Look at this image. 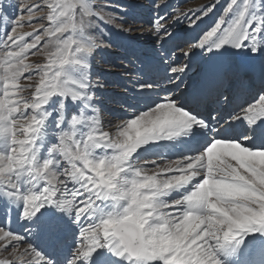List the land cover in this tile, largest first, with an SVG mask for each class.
<instances>
[{
  "label": "snow or ice",
  "instance_id": "1",
  "mask_svg": "<svg viewBox=\"0 0 264 264\" xmlns=\"http://www.w3.org/2000/svg\"><path fill=\"white\" fill-rule=\"evenodd\" d=\"M220 2L215 0L191 13L157 16L152 21L156 40L162 46L173 34L171 26L181 18L188 28L195 27ZM167 5L155 0L153 7ZM11 6L0 0V17L7 16ZM16 6V18L0 39V141L5 144L0 150V189L23 204L21 218H43L44 227L55 236L61 225L41 210L55 207L73 217L80 226L79 242L66 264H239L240 257H245L244 264H264V149L247 146L256 135L264 140V87L253 102L240 105L223 122L224 132L237 121L247 123L252 135L245 134L243 139L222 135L220 127L186 109L173 95L154 102L146 111L134 112L113 135L104 130L91 91L105 85L87 76V58L98 48L94 30L104 24L102 13L107 7H97L93 0H21ZM235 7L238 0H230L223 15L191 48L213 52L227 44L236 51L250 47L253 55L260 52L256 46L260 29L242 23L243 11L228 22ZM39 12L46 14L34 19ZM24 27L33 31H19ZM175 51L164 63L167 72L174 74L169 82L179 81L175 85L180 88L189 65L174 66L170 61ZM38 54L45 57V63L26 62ZM192 54L186 51L184 56ZM70 67L85 73L83 80L68 75ZM261 74L264 79V68ZM225 75L224 69H217L199 88L190 90L192 103H203L220 93ZM22 78L34 81L33 85L21 87ZM237 83L246 87L243 77L237 76ZM134 87L144 92L155 84L143 80ZM25 91L30 95H21ZM220 95L224 101L229 99ZM54 96L61 97V109L66 98L80 101L83 107L77 115L56 118L57 143L41 160L39 142L50 117L46 106ZM194 128L211 134L204 151L182 159L132 163L141 147L189 136ZM104 149L113 155H94ZM22 179L38 191L25 194ZM193 181L195 190L190 194L162 199ZM105 201L113 202L119 211L104 214L98 205ZM0 245L5 252L22 248L16 257L21 264H55L9 228L0 227ZM0 264L16 262L0 260Z\"/></svg>",
  "mask_w": 264,
  "mask_h": 264
},
{
  "label": "bare ground",
  "instance_id": "2",
  "mask_svg": "<svg viewBox=\"0 0 264 264\" xmlns=\"http://www.w3.org/2000/svg\"><path fill=\"white\" fill-rule=\"evenodd\" d=\"M147 1V7H145L144 10L149 14V12H147L148 9L155 10L156 8L153 7L154 0ZM171 3L173 2L168 3L167 7H161L157 11L170 14L169 6H172ZM138 15L139 14H135L132 16L136 21L134 22V26H132L133 28H131L134 29V32H131L134 34L133 39H128L127 42L119 44L117 49L110 53L109 56L101 57V61H97L96 63L88 62L92 74L97 77V82L105 85L103 88L92 89L98 93V100L96 101L100 103L99 108L102 114L101 120L104 129L114 135L117 126L121 124L123 120L131 118L134 112L146 111L148 110V106L154 104V102L163 100L166 96L173 95L186 109L208 120L210 125L220 127L222 129V135L237 139H243L245 134L252 135V129L243 121H237L234 125L229 127L226 132L223 131L225 127L223 122L229 120L234 112L239 111L240 105L253 102L261 88L264 87V79H262L261 74V56L264 44L257 43L260 52L256 55L252 54L250 47V51L246 52L236 51L233 47L227 45L224 46L223 51L213 60L204 63L203 61H207V57L212 52L206 49H192L191 44L178 50V47H180L179 45L182 43L181 40L188 34L184 28H180V26L177 25V22V24L171 26L172 36L160 46V43L156 40L154 27L152 30L148 25L143 28V25L138 24V22L139 19L146 22V19L140 18ZM148 22H150V16ZM169 25H171V23H169ZM156 47H160L158 58L153 55V52H156ZM174 49H176V51L172 53L170 62L174 66H177V64H184L185 62L189 65L183 77L184 84H181L180 88H177L175 85V83H179V81L175 83L169 82V76L174 74L170 71L167 72V65L164 63V59L170 55ZM186 51H191L193 54L190 57H185L184 53ZM231 56L235 58L233 62L231 61L233 64L231 65L230 63V65H228L226 61ZM217 69H224L226 71L224 84L220 89V93L224 96H228L229 99L224 101L220 93H217L207 98L203 103H192L190 90L199 88ZM194 70L195 72H193ZM243 72L248 73L243 75ZM237 76L245 78L246 87L242 88L239 86L237 83ZM230 77H232V80L226 86L225 83ZM143 80L154 83L155 87L140 92L134 85ZM185 85H187V87H185ZM121 105L124 107L122 108ZM125 109L129 110L126 111ZM212 117H216V119L213 120ZM261 123L264 124V121H261ZM194 131L197 136L199 135V144L204 147L199 151L202 152L211 142V134L198 128H194ZM195 132H192V134ZM189 140H192V138ZM159 142L149 143L141 147L134 156V162L139 163L146 159H182L184 156H192L199 153L194 151L195 143H193V145L190 143L187 144L179 138ZM247 146L252 150L264 149V140H262L259 135H256L253 140L247 142ZM197 179H199V177H197ZM195 183L196 181H193L191 184L179 188L177 191H172L168 196L163 198L169 201L185 196L191 188L194 189L193 185ZM2 199L3 203L0 204V227L9 228L11 231L25 236L27 242L31 243L36 249L43 247L46 238L50 241L55 239L56 244H53H55L56 253L52 255L49 253L46 255L53 260L55 264H66L67 260L71 258L72 249L76 247L75 239L80 235V233L71 226L73 220L72 216L58 211L55 207L41 210L46 212L47 217L56 218L61 225L60 231L53 236L47 228L44 227L42 223L43 218L31 221L22 219L21 212L23 204H16L5 198ZM106 204V201L101 202L98 207L104 209ZM19 219L21 223L20 226ZM23 226L27 228L26 232H21ZM44 231H46L44 236L45 241L43 238ZM249 239H251V237H249ZM22 251V248L19 249V253ZM115 259L116 258L113 256L112 260L115 261ZM258 259L259 256L257 254V260ZM237 260L239 264H244L245 257L237 258Z\"/></svg>",
  "mask_w": 264,
  "mask_h": 264
},
{
  "label": "rangeland",
  "instance_id": "3",
  "mask_svg": "<svg viewBox=\"0 0 264 264\" xmlns=\"http://www.w3.org/2000/svg\"><path fill=\"white\" fill-rule=\"evenodd\" d=\"M175 1V2H174ZM5 4L12 5L11 7L7 8V16L0 17V39L3 38L4 33L10 30L12 26V21L15 20L17 15V4L21 3V0H4ZM32 2H39V0H32ZM94 4L97 7H107L108 11L102 13L105 17V22L98 30H94L97 33L96 43L98 44V48L96 51L88 57V62L96 63L97 61H101V57L103 56H109L110 53L114 52L117 49V46L121 43L127 42L128 39H133L134 34L131 32H134V29L132 26H134L135 19H133V15L139 14L138 17L146 19V22L139 19L138 24H142L143 28L148 25V27L152 30L154 27L152 24V21L159 15H168L170 16L174 11L180 12V13H191L194 9H200L205 6H208L212 3H215V0H160L161 5L164 3H171L172 6H169L170 14H165L163 11L158 12L157 8L155 10L148 9L147 14L144 10L145 7H147V0H93ZM155 3V0L153 1V4ZM176 3V4H175ZM230 3V0H221L220 4L217 5V7L213 10L212 13L207 15L203 18L200 22L197 23V25L193 28H188L187 21H184L181 18V22L177 21V25L180 26V28H184L186 30V35L184 39L181 40V44L178 47V50H181L182 48L188 46L191 43L197 42L196 40L199 37H202V35L208 31L210 28L214 26V24L217 22V20L223 15L224 8ZM174 5V6H173ZM177 6V7H175ZM167 7V6H162ZM160 9V8H159ZM175 9V10H174ZM243 11L245 13L244 20L242 23L248 25H251V28L256 29L259 28L260 31L256 34V46L257 43H263L264 44V0H238V7H235L233 12L229 13L228 16V22L231 23L234 20L238 19L240 16V12ZM46 14V12H39L37 14V17L34 19H38L40 17H43ZM150 16V22H148ZM169 23L172 24L171 21ZM178 26V27H179ZM227 27V25H225ZM19 31L24 32H32L33 28L31 27H24L23 29H20ZM109 44L111 46H109ZM224 46H227L224 45ZM224 46L221 47L219 51H213L208 57V62L213 60L217 55L220 54V52L223 51ZM259 48V46H257ZM199 49V48H197ZM251 50V48H250ZM249 49L246 52L250 51ZM160 52V47H156V52H153L154 57L158 58V53ZM235 57L231 56L229 59H227V64L231 65L233 64V59ZM232 61V62H231ZM27 63L30 64H43L46 62L45 57L42 55H34L30 56ZM261 69L264 68V49L261 56ZM68 75H70L75 80H83L85 73H83L80 69L72 68L70 67L68 70ZM195 72V70L193 71ZM29 73H24V76H27ZM87 76L90 80H92L94 83L97 82V77L94 76L91 72V70H88ZM232 77L228 78L226 81V86L231 82ZM34 81H28L26 79L21 80V87H27L30 88L33 85ZM92 93H94L96 100L97 99V91L91 90ZM21 95L27 97L30 95V91H25L21 93ZM95 100V107H97L99 110V102ZM82 103L80 101H77L73 103L71 99H65L63 103V108L61 109V97L54 96L50 99L49 104L46 106V110L48 113H50L49 120L46 122L44 131H43V137L40 143V152H39V158L43 160L48 155V148L52 145H55L57 143V135H58V129L56 127V118L59 117L60 120L64 119L65 115H77L82 111ZM101 112V111H100ZM102 118V114H101ZM65 130H68V124H64ZM106 130V129H104ZM192 132H195L194 129ZM192 134V133H191ZM190 136H181L179 139H182L185 143H190L191 145L194 144V151L197 153L202 148V145H200L198 142L199 135L197 136L196 132L193 133ZM202 134V133H200ZM192 140H189L191 139ZM195 138V139H194ZM188 139V140H186ZM160 143V142H159ZM5 147V144L3 141H0V150H3ZM207 147V146H206ZM205 147V148H206ZM96 157H104V156H111L113 155V152L111 150H97L94 154ZM45 156V157H44ZM135 156V155H134ZM132 163L134 162V157L132 158ZM235 163V162H233ZM151 167V166H150ZM21 188L23 192L26 194L28 191H38V188H35L33 186H30L27 179H22L20 181ZM195 189L191 188L186 195L190 194L191 191ZM4 195V190L0 189V204L3 203V199L5 198L9 201H12L16 204L21 203L20 201H17L14 199H11ZM7 197V198H6ZM9 198V199H8ZM163 200L167 201V199L162 198ZM106 207H104L103 212L104 214L112 213L113 211H119V208L113 204L111 201H106ZM110 208V209H108ZM73 219V217H72ZM82 224H87V221H82ZM72 228L76 229L80 233V226L77 225V223L74 222V219L72 220ZM21 225L20 219H19V226ZM27 228L23 226V229L21 232H26ZM45 234L46 231L43 233V238L45 241ZM79 242V236L75 239V244L77 245ZM55 243L56 240L50 241L48 238H46V241L40 249L38 250L42 251L45 255L49 254L52 255L55 252ZM0 248H2V245H0ZM19 255V250H11L8 252L0 251V260H13L16 262V264H21V261L17 260L16 257ZM47 256V255H46Z\"/></svg>",
  "mask_w": 264,
  "mask_h": 264
}]
</instances>
